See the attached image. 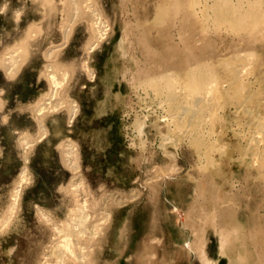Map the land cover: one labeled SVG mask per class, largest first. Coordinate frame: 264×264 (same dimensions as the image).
<instances>
[{"label":"rangeland","instance_id":"rangeland-1","mask_svg":"<svg viewBox=\"0 0 264 264\" xmlns=\"http://www.w3.org/2000/svg\"><path fill=\"white\" fill-rule=\"evenodd\" d=\"M52 1L53 9L43 0H0V264H55L62 231L80 213L88 230L74 238L88 247V264H203L201 242L218 264L240 253L249 264L264 258V167L248 147L257 119L245 112L264 109V33L251 40L260 62L243 94L220 71L223 91L205 102L202 125L192 126L191 111L178 109L183 119L173 123L167 94L137 85L171 66L180 72L186 47L205 54L208 42L206 53L220 58L243 49L240 34L211 20L207 29L204 11L214 0H201L198 23L184 24L181 13L175 24L162 26L157 16L170 0H92L94 13L84 11L86 0L80 13L72 0ZM95 13L108 32L100 43ZM137 25L150 50L133 30ZM31 28L26 58L12 75L1 61L12 51L23 54ZM53 69L63 104L39 116ZM244 95H253L249 106ZM145 117L140 134L136 124ZM194 127L204 140L217 141L214 149L200 153L190 143ZM234 225L240 238L233 236L222 255L221 231Z\"/></svg>","mask_w":264,"mask_h":264},{"label":"bare ground","instance_id":"bare-ground-1","mask_svg":"<svg viewBox=\"0 0 264 264\" xmlns=\"http://www.w3.org/2000/svg\"><path fill=\"white\" fill-rule=\"evenodd\" d=\"M80 1L81 0H72L73 10H75L76 13H80L81 11H83V9L81 10V8L79 7ZM43 2H45V3L47 2L48 5L50 6V8L53 9V5H52L53 1L52 0H43ZM168 2H169L168 5L165 3L167 6L162 7L161 11L159 10V14L157 16L158 17L157 18V24H159L160 26H162L165 23L175 24L176 23L175 21L178 20L181 13L183 14L182 15V21H184V24H186L185 22L189 23L191 21L194 22L195 24L199 22L198 20H199L200 16L197 13V10L199 8H201L200 7L201 2H202L201 0H170ZM205 2H207V1H205ZM91 3H92V0H86L85 1V5H86V9H87V10L84 9L85 12L94 13L93 12L94 9L92 8L93 6L91 5ZM208 4H206V5H208ZM208 8H209L208 11L207 10L204 11L205 16L207 15L206 13H209L207 15V19L204 21L203 19L206 17L202 16L204 18L202 19V21H200L202 26H204V27H202L201 24H200V26L202 28H205V30L207 31V29L210 28L209 27L210 25L207 24V22L211 20L212 26H214L215 28H221V29L227 28L229 30H232V31H234V33L240 34V36H242L243 41H244V43H243L244 47L241 51L236 50V52L238 51L237 53H231L232 55H230V57H228V58L217 57L218 55H216L214 52H212L213 54L211 52H209L207 54L206 51H208V49H210L209 47H211V46H209L210 44L208 42H206L205 47L202 48V50L205 52V54L204 53H201V54L197 53L196 51H194L193 47L192 48H188V47L185 48L184 47L185 48L184 51H186V54H187V60L185 62V65H183V67L181 68L180 72L175 71L174 66H171V67L166 68L160 74L158 73V75L148 74L143 81L139 82V84L137 85L138 87L145 86L148 89L152 88L154 91L167 94L168 98L173 102L172 104L175 105V107H173V108H174V110H176V112L174 114H172L171 119H168L169 121H173V123L175 122L174 120L176 118H181L180 120L183 119L182 118L183 116H181L184 114L183 112L191 111V113H192L191 125L193 126L195 123L201 124L200 120L202 119V117L200 116V112L202 110H205V107L207 108V104H205V102L212 100V97H214L220 91V89L222 90V88L219 87L220 83H221L220 75H219L220 71H224V73L226 74L225 77L227 76L231 79L230 83H229V81H227V79H226V81L229 84H231V86H233L234 89L236 88L237 89L236 91H238L239 94H243L244 90L248 86L247 80H248L249 75L254 72V69H257V68H254L255 62H256V64L260 62V60L258 62L256 60L257 55L254 51L255 47L254 48L252 47L253 45L251 43V40H253L254 38H257L261 33H264V0H214L213 5L212 6L208 5ZM201 14H203V13H201ZM95 15H96V13H95ZM97 15H99V14H97ZM94 18H95V20H94L93 24H94V28H95V32H96L95 33L96 34V41L100 43L104 39V36H106V34L108 32L106 33V29H105L106 27L104 25V22L101 21V17L97 16ZM203 21H204V23H206L207 29H206L205 25H203L204 24ZM181 24H183V23H181ZM133 26H134V24H133ZM133 30L139 31L137 33L139 41H141V43L145 45L146 49L150 50V47L147 46V42H146L147 37H148L147 33L145 31L144 32L142 31V27L140 25H137L136 27H134ZM107 31H108V28H107ZM33 33H34L33 28H31V30L27 34L26 39L21 44V49L23 50L22 51L23 54H21L20 56H17L16 51H12L10 53V56L7 59H3V61H1L2 65L7 69V71L10 74L16 75L18 73V71H19L21 65L23 64L24 59L26 58V55H27V50H28V46H29V39H30L29 37L34 36ZM203 33H205V32H203ZM206 34H208V32H206ZM69 36H70V31L67 32L66 37L68 38ZM206 36H208V35H206ZM234 36H236V34ZM260 37H261V35H260ZM180 40H181V38H180ZM202 40L204 41V39H202ZM193 41L194 40H192V42ZM200 42H202V41H200ZM253 43H256V42H253ZM240 44H241V42H240ZM230 45H231V43H230ZM226 47H227V44H226ZM223 55H225V54H223ZM47 56L50 57L51 53H49ZM258 56H261V55H258ZM261 60H263V58ZM221 67H222V70H220ZM49 68H54V67L52 65H50ZM255 72H257V71H255ZM254 73H253V75H254ZM49 78H50V81L52 84L51 91L48 94V97L45 98V100L38 105L39 116H42L44 113L49 112L50 110L56 109L61 104H63L62 99L57 96L59 89L61 87V84H62V80L60 79V75L58 73H56L53 69V71L51 70V72H49ZM256 78H258V76H256ZM261 78H263V77H261ZM255 80H257V79H255ZM253 82L255 83V81H253ZM181 83L184 86L183 88L181 87L182 90H180V84ZM256 83H255V85H256ZM248 84H250V82ZM249 86H251V85H249ZM223 87L226 88L225 86H223ZM230 88H229V90H230ZM138 90H139V88H138ZM249 91H250V89H249ZM262 91H264V90L262 89L261 92ZM231 92H233V89ZM258 92H259V90H258ZM261 92H259V94ZM202 94H205L206 96H208V98H206L207 100L205 99V101H203L201 99V98H204V97H201ZM253 94H255V93H253ZM246 96L244 95L245 98H244L243 102L245 105H247V104L250 105L251 101L253 100V99H251V98H253V95H246ZM228 98H230V95L226 97V99H228ZM233 100L231 102V99H230V102L234 103ZM177 102H178V104H177ZM243 102H241V104ZM161 105L163 106V104H161ZM249 105H247V106H249ZM225 106H222V107L224 108ZM261 108H255V109L247 108L245 110V112L248 115V118L250 120L253 121L254 119H257V121L255 122V130L253 131V133H254L253 137L251 139H248L249 140L248 141V147L253 152V158L252 159L254 160V162L259 163V165L262 168V167H264V109H261ZM178 109H183V112L178 111ZM70 110H71L70 120L72 121L75 118L76 113H77L76 106L74 104L73 105L71 104ZM210 114L212 115V113H210ZM147 117H145L144 119H142L141 121H139L136 124V126H137L136 129L138 130V132L140 134H142L144 132V130L147 126V123H146ZM218 117H220V112L218 114ZM134 126H135V124H134ZM199 131H200V129L197 130V128H195L192 132H190L191 134L189 133L190 134L189 135L190 143L193 146H195L200 153H201V151H204V150H207L208 152H210L212 149L215 148V145H216L215 143L217 141L216 140H210V141L204 140L205 136H203V134H201V132H199ZM209 133H211V132H209ZM215 133H216V131H215ZM204 134H206V133H204ZM209 135H211V134H209ZM241 138H243V137H241ZM208 139H210V138H208ZM71 153H72V151L70 149L66 151V154H71ZM210 184L213 185L211 180H210ZM18 197H19V190L15 194V198L18 199ZM78 217H79V219H78L79 221L75 225H71L69 228L62 231L64 233V235H63L64 239L55 248V250H56L55 251V255H56V263L55 264H88V262H87L88 247L84 243H81L79 241H75L76 237H79L81 235V233H84L86 230H88L87 227L85 226V220H84L83 213H80L78 215ZM97 229H98L97 227H96V229H93V231L91 233L92 237L97 235ZM238 232H239V228L236 225L231 226V228H229V229H225V230L221 231V254L222 255L227 254L226 249H227V246L229 245L230 239L233 236H237V239L240 238ZM187 247L193 249V246L191 244H188ZM197 251L199 252L198 256L201 259L203 264H218V262L212 261L207 256V253L205 251V243L201 242V244L197 246ZM230 264H249L248 257H247V255L240 253L237 256L236 260L230 259ZM254 264H264V258L260 257V259L257 262H255Z\"/></svg>","mask_w":264,"mask_h":264}]
</instances>
